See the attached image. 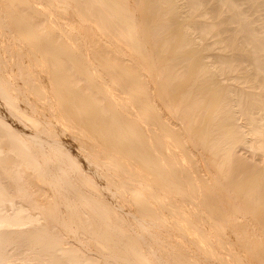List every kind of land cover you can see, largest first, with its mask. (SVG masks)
<instances>
[{
    "label": "bare ground",
    "instance_id": "obj_1",
    "mask_svg": "<svg viewBox=\"0 0 264 264\" xmlns=\"http://www.w3.org/2000/svg\"><path fill=\"white\" fill-rule=\"evenodd\" d=\"M0 264H264V0H0Z\"/></svg>",
    "mask_w": 264,
    "mask_h": 264
}]
</instances>
